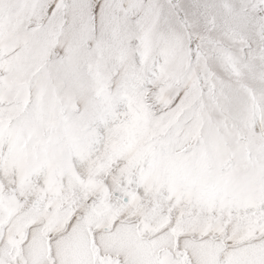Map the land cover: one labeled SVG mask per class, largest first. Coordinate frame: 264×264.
I'll return each mask as SVG.
<instances>
[{
	"label": "snow or ice",
	"instance_id": "6c2138e0",
	"mask_svg": "<svg viewBox=\"0 0 264 264\" xmlns=\"http://www.w3.org/2000/svg\"><path fill=\"white\" fill-rule=\"evenodd\" d=\"M0 264H264V0H0Z\"/></svg>",
	"mask_w": 264,
	"mask_h": 264
}]
</instances>
